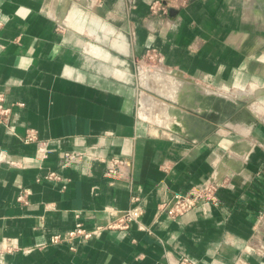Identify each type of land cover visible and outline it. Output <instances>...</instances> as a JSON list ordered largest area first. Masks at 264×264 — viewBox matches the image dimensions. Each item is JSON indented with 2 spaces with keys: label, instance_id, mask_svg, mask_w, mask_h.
<instances>
[{
  "label": "crops",
  "instance_id": "obj_1",
  "mask_svg": "<svg viewBox=\"0 0 264 264\" xmlns=\"http://www.w3.org/2000/svg\"><path fill=\"white\" fill-rule=\"evenodd\" d=\"M257 1L186 0L170 12L153 11V0H0V99L10 108L0 115V264H177L185 255L264 264ZM150 50L177 87L244 94L263 115L221 126L211 111L147 102L141 113L135 61ZM159 80L172 96L176 84ZM29 132L37 141L25 142ZM114 158L127 160L121 175L107 173ZM205 183L216 202L175 217L160 209ZM133 195L142 216L115 225ZM79 225L91 236L69 237Z\"/></svg>",
  "mask_w": 264,
  "mask_h": 264
},
{
  "label": "rangeland",
  "instance_id": "obj_2",
  "mask_svg": "<svg viewBox=\"0 0 264 264\" xmlns=\"http://www.w3.org/2000/svg\"><path fill=\"white\" fill-rule=\"evenodd\" d=\"M257 4H259L258 7L260 11H257L256 14L262 17L264 16V0H258ZM158 61V57L153 59L148 55L140 57L135 61L134 75L135 83L138 88V104L141 113L146 112L145 107L147 108L148 102L149 106H151L150 103H154L155 109L159 110L168 106L167 108L170 113H179L182 109L190 114L192 113L199 116L203 114L205 117V112L209 113V111H211L213 114L211 116L208 115L210 116L208 118H210V120L212 119L214 122L218 120L219 125H221L220 122L222 120H235L242 117V115L255 117L253 112L259 116L263 115L257 101H252L250 99L240 100L236 98H246V95L244 94L236 96L235 92H229V94H226L222 90L198 91L188 89L189 87H186V85L180 88L177 87V79L175 75L170 70L164 71ZM162 78L176 84L175 86L177 89H174L172 96L171 91L169 90V84L164 80H159ZM162 81H164V83H162ZM181 84L183 83L181 82ZM219 93H225V95H220ZM221 96H226L227 98ZM232 100L241 101V103L240 105H235L233 103L231 105L229 101ZM195 102L199 105L198 109L192 106ZM163 111L167 112V109H163ZM198 111H202L203 113ZM146 113L148 114V112ZM213 115L216 118L213 117ZM153 117H156L157 120H160L161 122L167 121L169 123V120L165 117H163L165 120H161L162 117L160 115L155 114ZM173 124L175 127H178L177 124Z\"/></svg>",
  "mask_w": 264,
  "mask_h": 264
},
{
  "label": "built area",
  "instance_id": "obj_3",
  "mask_svg": "<svg viewBox=\"0 0 264 264\" xmlns=\"http://www.w3.org/2000/svg\"><path fill=\"white\" fill-rule=\"evenodd\" d=\"M185 1L186 0H153L151 9L153 11H167L168 8L175 3H184ZM2 25L3 24L0 21V30ZM147 55L153 59L158 57L157 53L151 50L147 53ZM9 111L10 108L4 106L0 99V115H6ZM37 139L38 137L35 133L29 132L25 137V142L31 143L37 141ZM127 164V160L124 158H114L108 166L107 173L112 175H118L120 173L119 175H121V172L124 171L123 168H127ZM262 170L264 171V168ZM50 176H56L55 172H51ZM217 200V187L212 183H205L201 186H193L188 192H176L170 201L161 204L160 209L171 217H175L188 210L196 208L200 203L216 202ZM132 201L133 206L124 212L122 222L115 225L128 227L130 223L140 219L144 212V208L141 205V198L138 195H133ZM78 234H83L84 237L91 236L89 232H86V230L79 225L75 231L70 232L69 237ZM53 240L58 241L59 236H56ZM177 264H198V261L185 255L178 260Z\"/></svg>",
  "mask_w": 264,
  "mask_h": 264
},
{
  "label": "water",
  "instance_id": "obj_4",
  "mask_svg": "<svg viewBox=\"0 0 264 264\" xmlns=\"http://www.w3.org/2000/svg\"><path fill=\"white\" fill-rule=\"evenodd\" d=\"M180 5H182V2H178V3H175L174 5H172L171 7H169L168 8V10H170V12H173V10H175L177 7H179ZM220 96V95H219ZM237 96V95H236ZM221 97H223V98H227L226 96H221ZM236 98H238V99H240V100H242V99H248V98H239V97H236ZM230 103H231V105H232V103L233 104H238V105H240V103H241V101H236V100H232V101H229ZM233 107V106H232ZM253 114H254V116L255 117H258L259 115H257L255 112H253ZM201 116H203V114H201Z\"/></svg>",
  "mask_w": 264,
  "mask_h": 264
},
{
  "label": "bare ground",
  "instance_id": "obj_5",
  "mask_svg": "<svg viewBox=\"0 0 264 264\" xmlns=\"http://www.w3.org/2000/svg\"><path fill=\"white\" fill-rule=\"evenodd\" d=\"M172 111H173V110H172ZM175 111H176V110H175ZM176 126H177V125H176ZM178 127H179V126H178ZM178 127H177V128H178Z\"/></svg>",
  "mask_w": 264,
  "mask_h": 264
}]
</instances>
